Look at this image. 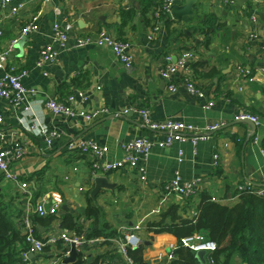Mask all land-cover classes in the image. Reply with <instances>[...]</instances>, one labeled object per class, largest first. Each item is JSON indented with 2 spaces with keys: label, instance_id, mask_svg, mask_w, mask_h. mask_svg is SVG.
I'll return each instance as SVG.
<instances>
[{
  "label": "crops",
  "instance_id": "crops-1",
  "mask_svg": "<svg viewBox=\"0 0 264 264\" xmlns=\"http://www.w3.org/2000/svg\"><path fill=\"white\" fill-rule=\"evenodd\" d=\"M42 1L14 0L27 6L15 19H10V7L0 5V54H7L0 79L6 73L25 70L28 75L23 84L38 91L22 105L13 106L0 98L4 116L1 147L22 151L10 167L18 180H8L0 171V202L20 211L21 218L31 217L38 237L54 234L58 238L60 231L84 235L86 242L77 248L78 257L71 264H127L121 246L129 232L141 237L145 262L172 264L179 259L175 252L179 239L172 233L149 231L150 223L160 221L174 207H178V215L193 218L203 194L234 206L239 202L235 196L238 184H264V76L258 78L264 68V0H197L192 6L195 14L181 19L172 13L163 14L159 21L154 13L162 8L163 0H50L45 6ZM39 11L38 29L20 48L9 50L14 39H21L23 26ZM56 23L74 25L70 49L56 43L52 32ZM156 24L160 31L150 39ZM102 31L133 44L135 61L131 68L122 64L112 47L96 43ZM84 37L92 42L86 47H73ZM48 45L57 50L56 59L39 67L40 51ZM189 50L196 55V69L192 73L179 71L173 77L176 90L172 91L162 76L169 64L167 56L176 60ZM238 65L251 72L250 78L239 80L235 72ZM212 70L217 73L206 76ZM188 79L202 96L189 91ZM69 94L76 95L75 117L55 115L47 108L46 101L55 97L62 100ZM138 106L150 109V119L156 123L180 121L204 128L223 122L225 126L196 146L190 141L176 142L168 148L156 146L147 157H138L136 168L97 175L115 183L116 188L102 189L93 199L97 176L86 157L69 154L67 145L90 140L109 147L104 161L122 159L123 142L155 135L139 126L138 115L131 110ZM100 109L108 112L93 121L86 120V113ZM125 109L129 115L124 114ZM242 113L259 117L260 123L252 126L238 121ZM43 127L55 134L51 145L44 133L37 134ZM216 154L220 155L218 167L214 164ZM176 172L181 175L180 187L198 183L189 201L175 191H165L164 185L175 178ZM24 182L27 188L20 186ZM88 197L93 207L101 209L99 216H87ZM40 204L48 209L59 204V215L45 225L36 222ZM67 214L74 217L81 234L61 226ZM105 222L117 235L87 237ZM66 248L71 249V245L57 240L38 262L51 264L60 259L58 264H64L71 251L68 256L60 257L59 253ZM233 264L245 263L237 255Z\"/></svg>",
  "mask_w": 264,
  "mask_h": 264
},
{
  "label": "built area",
  "instance_id": "built-area-1",
  "mask_svg": "<svg viewBox=\"0 0 264 264\" xmlns=\"http://www.w3.org/2000/svg\"><path fill=\"white\" fill-rule=\"evenodd\" d=\"M50 0H43L42 3L45 6ZM185 0H163L162 8L154 13V17L159 21L163 14H170L174 7L184 3ZM0 5L3 7H10V19H15L24 12L27 6L24 3H15L14 0H0ZM43 8V7H42ZM41 16V11L37 12L32 16V18L23 26L21 32V38L27 37L32 32L36 31L39 27V19ZM74 25L71 23H66L64 25L54 24L52 26V32L55 36L56 43L64 48L70 49L69 36L73 31ZM160 31V25L156 24L152 27L150 31V39H153L154 36ZM3 31L0 28V36H2ZM19 39H14L10 46L9 50H13ZM92 42L90 37H84L78 40L77 44L73 47L81 48L86 47ZM96 43L99 46H108L112 47L117 58L125 65L127 68H131L135 61V55L133 53V44L130 41H122L107 31H102L97 39ZM57 56V50L53 45L45 46L40 51V59L37 62L39 67L45 61H55ZM169 62L168 66L162 73L163 78L169 83V88L172 91L176 90V86L173 82V77L178 74L179 71L184 70L187 73H192L191 64L196 60V55L192 50L183 51L177 56V59L169 55L167 56ZM7 65V54H0V68H5ZM14 70L13 68L11 69ZM261 73L259 74L260 79L264 76V68L260 69ZM236 76L240 79L247 80L251 76V72L247 70L244 66H236ZM28 75L27 71H22L19 74L6 73L0 79V98L6 99L13 106L22 105L26 98L29 96H34L37 94V90L34 88H28L23 84V78ZM186 85L189 91L193 94H200L194 82L192 80H187ZM243 87H241L242 89ZM202 96V95H201ZM76 100V95L69 94L64 99L60 100L57 97L46 101L47 108L55 115L64 116L66 118L75 117L76 111L73 107V103ZM134 111L140 120V125L143 129L151 131L154 135V138L147 136H136L131 140L123 142L121 144V149L123 151V157L120 160L115 161H104L106 154L109 152V147L101 146L98 143L93 141H77L71 142L67 145V152L69 154L82 155L90 162L91 168L95 176L101 173H111L113 171L122 170L125 168H136L138 163V157L143 155L147 157L152 149L156 146L162 148L171 147L176 142H187L190 141L194 146H196L200 141L210 140L212 138V133L216 132L225 124L223 122H213L212 124L202 128L196 127L192 124L180 122V121H166V122H152L150 119V109L145 107H135L131 109ZM108 112L106 109H100L96 112L86 113L84 116L87 121H93L97 119L100 114ZM124 114L129 115V110L125 109ZM238 121L250 120L255 124L260 123V118L252 115L250 113H242L236 118ZM4 122V116L0 112V125ZM34 131V130H33ZM46 135V141L48 145H51L53 134H49L47 129L43 127L40 129L39 133ZM2 133L0 130V171L5 175L6 179H15L18 180V174L11 170L12 161L20 158L22 156V151L18 150L16 152L10 150H4L1 147L2 144ZM256 142V139H255ZM182 153V152H181ZM262 157L264 161V150H262ZM214 164L215 167H218L220 164V155H214ZM181 178V175L176 172L175 178L164 185L165 191L167 193H178L182 199L189 201L193 195L196 193L198 188V183L195 181L192 184H186L184 187L178 185V181ZM264 183V182H263ZM22 188H27V182H24L20 185ZM242 193L256 194L260 197H264V184L261 187L257 186H245L244 184H238L235 188V196L239 198ZM170 195V194H169ZM61 206L59 204L52 205L51 209H48L43 204L38 205L37 212L39 216L46 217L50 213L59 215V210ZM21 230L26 235V241L30 246L29 251H26L22 255V262L28 264L31 259V255L34 257H39L41 259L44 254L46 247H51L54 245L57 240H62L66 243H69V246L74 243L76 248L81 247L85 242L86 238L84 235H70L66 231H60L59 237L57 238L54 234H49L47 236L38 237L34 233L35 224L31 217L21 218ZM184 247L188 248L190 251L197 253L200 250H205L208 253L207 264H216L212 253L217 249V244L207 239L203 234L197 233L195 235L185 237L182 240ZM141 237L135 232H129L125 235V239L122 242V253L126 259L127 264H137L133 259L128 255V249H136L142 245ZM71 249L66 248V251H61L62 256H68ZM60 259L54 261L51 264H58ZM41 264V263H38Z\"/></svg>",
  "mask_w": 264,
  "mask_h": 264
},
{
  "label": "trees",
  "instance_id": "trees-1",
  "mask_svg": "<svg viewBox=\"0 0 264 264\" xmlns=\"http://www.w3.org/2000/svg\"><path fill=\"white\" fill-rule=\"evenodd\" d=\"M196 66L193 62L192 70L196 69ZM216 73V70H212L206 76ZM92 203V199L88 197L87 216H99L101 209L93 207ZM21 217L20 211L0 202V264H24L22 255L29 251L30 246L21 230V220L18 221ZM55 217V214L50 213L46 217L37 215L35 220L45 225L51 223ZM167 219L171 222L169 223ZM60 224L81 234L74 223V217L70 214H67ZM148 230L155 233H172L179 239L180 244L175 250L179 259L174 260L172 264H200L195 253L184 247L181 241L197 233L203 234L217 244V249L212 253L216 264H233V259L237 255H241L245 264H264V197L256 194L242 193L239 202L234 206L221 204L209 194H203L198 214L193 218L178 215V207H174L164 213L160 221L150 223ZM113 235H117L116 230L105 222L101 228L87 234V237ZM49 248L46 247L45 251ZM144 249L143 244L136 249H128V255L137 264H148L143 257ZM35 259L30 260L28 264H38L39 257Z\"/></svg>",
  "mask_w": 264,
  "mask_h": 264
},
{
  "label": "water",
  "instance_id": "water-1",
  "mask_svg": "<svg viewBox=\"0 0 264 264\" xmlns=\"http://www.w3.org/2000/svg\"><path fill=\"white\" fill-rule=\"evenodd\" d=\"M196 1L197 0H185V3L183 5H177L176 7L173 8V10L171 12L172 16H174L176 19H181L184 16L195 14L193 9H192V6L194 4H196ZM238 1H242V0H238ZM26 39H27L26 37L21 38L15 46L20 48L22 46V44L26 42ZM240 122H246V123L254 126V123L250 120H243ZM115 188H116L115 183H110L109 180L104 176H97L95 178V186H94V189L92 190L91 195H92L93 199H95L97 194L102 189L113 191ZM206 254H207V252L205 250H200L195 254L196 258L199 260L200 264H206V259H205ZM77 257H78L77 248H76L75 244L72 243L71 244V254L69 257H67L64 260V264H71V263L75 262ZM32 258H34V255H31V259Z\"/></svg>",
  "mask_w": 264,
  "mask_h": 264
}]
</instances>
